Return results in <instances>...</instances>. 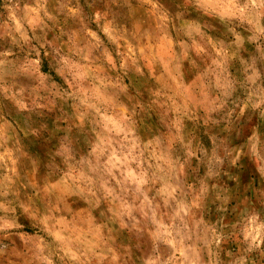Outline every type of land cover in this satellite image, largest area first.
Masks as SVG:
<instances>
[{
	"label": "rangeland",
	"instance_id": "rangeland-1",
	"mask_svg": "<svg viewBox=\"0 0 264 264\" xmlns=\"http://www.w3.org/2000/svg\"><path fill=\"white\" fill-rule=\"evenodd\" d=\"M0 264H264V0H0Z\"/></svg>",
	"mask_w": 264,
	"mask_h": 264
}]
</instances>
